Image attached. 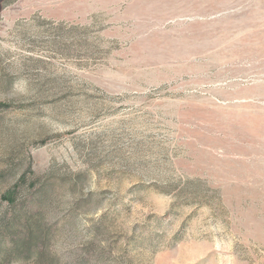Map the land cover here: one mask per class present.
<instances>
[{"label":"rangeland","instance_id":"obj_1","mask_svg":"<svg viewBox=\"0 0 264 264\" xmlns=\"http://www.w3.org/2000/svg\"><path fill=\"white\" fill-rule=\"evenodd\" d=\"M6 1L0 264H264V0Z\"/></svg>","mask_w":264,"mask_h":264},{"label":"trees","instance_id":"obj_2","mask_svg":"<svg viewBox=\"0 0 264 264\" xmlns=\"http://www.w3.org/2000/svg\"><path fill=\"white\" fill-rule=\"evenodd\" d=\"M9 2H12V0L11 1H6V3H9ZM21 181H24V177H22L21 178ZM32 184V183H31ZM25 185V184H24ZM25 187H27V188H29V185L28 186H26L25 185ZM7 198V201L9 202V204H12L13 203V199H14V194L13 193H11V195H9L8 197H6ZM15 215V214H14ZM13 215V216H14ZM13 221H18V219H14L13 217L11 218ZM24 226H25V228H29V227H27V221L25 222V224H24ZM31 239H32V241H31ZM22 242L24 243L23 244V246H25V249H27V251H29L30 249H31V247L32 246H34V245H36V240L35 239H33L32 238V236H27L26 238H23V240H22ZM17 243V242H16ZM14 241H13V249L11 248V250H10V252H9V254H12L13 252H14V247H15V244H16ZM24 249V248H23ZM22 250V249H21ZM20 250V251H21ZM19 251V252H20ZM24 252V251H23ZM24 254V253H23Z\"/></svg>","mask_w":264,"mask_h":264}]
</instances>
